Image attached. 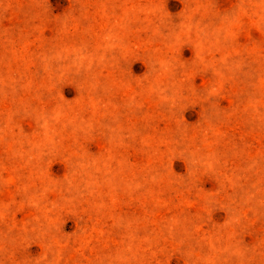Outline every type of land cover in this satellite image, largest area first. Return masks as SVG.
Returning <instances> with one entry per match:
<instances>
[{
    "label": "rangeland",
    "instance_id": "1",
    "mask_svg": "<svg viewBox=\"0 0 264 264\" xmlns=\"http://www.w3.org/2000/svg\"><path fill=\"white\" fill-rule=\"evenodd\" d=\"M0 264H264V0H0Z\"/></svg>",
    "mask_w": 264,
    "mask_h": 264
}]
</instances>
